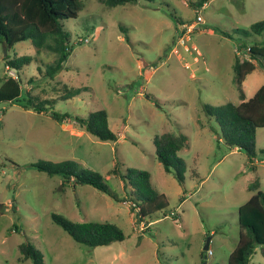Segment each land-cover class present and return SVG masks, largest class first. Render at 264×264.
I'll list each match as a JSON object with an SVG mask.
<instances>
[{
	"label": "rangeland",
	"instance_id": "1",
	"mask_svg": "<svg viewBox=\"0 0 264 264\" xmlns=\"http://www.w3.org/2000/svg\"><path fill=\"white\" fill-rule=\"evenodd\" d=\"M82 1L78 18L64 21L74 46L64 70L45 77L56 56L38 54L31 41L12 49L0 44V88L5 77H20L24 92L52 101L54 112L88 117L106 110L119 138L102 142L72 120L60 124L51 112L0 103V264H32L21 261L24 242L43 253L44 264H228L239 241L238 210L257 192L251 186L264 192V129L251 162L222 139L205 108L241 103L233 66L237 55L246 57L242 46L249 40L240 31L264 21V0H208L202 8L200 0H140L112 9ZM184 25L196 28L186 33ZM6 57L31 62L19 74ZM262 85L258 65L243 84L247 100ZM68 89L82 93L60 100ZM167 133L188 138L177 155L182 179L175 168L167 173L156 156L154 138ZM66 160L100 173L119 200L90 185L61 188L62 176L33 168ZM117 165L150 172L153 189L166 195L169 207L139 222L130 188L112 174ZM53 214L73 223H114L126 240L80 245ZM251 264H264L260 248Z\"/></svg>",
	"mask_w": 264,
	"mask_h": 264
},
{
	"label": "trees",
	"instance_id": "2",
	"mask_svg": "<svg viewBox=\"0 0 264 264\" xmlns=\"http://www.w3.org/2000/svg\"><path fill=\"white\" fill-rule=\"evenodd\" d=\"M97 1L104 7L112 9L128 4H137L140 0ZM143 1L154 3L157 0ZM207 2L208 0H200L196 6L202 8ZM84 8L85 4L82 0H0V44L12 49L19 43L31 41L38 54H42L44 51L54 54L56 59L48 65L45 73V77L54 79L64 70L74 49L71 43V34L66 31L64 21L78 18ZM181 25L182 23L179 24V26ZM182 30L185 31V29ZM221 33L226 37L230 36L228 33ZM240 33L249 40L247 45L242 46L246 57L241 58L237 55L233 66L241 103H227L220 107L206 106L205 109L210 116L215 118L222 132V139L232 148L236 146L245 151L252 162L257 155V133L260 129H264V85L252 98L247 100L243 84L258 65L264 68L262 63L264 61V21L252 24L249 29H241ZM258 37H262V39L259 40ZM6 59L8 60L7 66L19 74L23 70L24 64L31 62L28 57L15 60H9V57H6ZM39 71L42 69L39 68ZM81 93L82 89H68L67 94L60 100H69ZM3 102L18 105L39 114L46 111L51 112L52 118L60 124L67 119L72 120L81 129L102 142L115 143L119 138L118 134L110 128L109 115L106 110L90 113L88 117L54 112L52 109L55 104L52 101H41L32 96L29 91L24 92L20 77L17 79L11 76L5 77L0 88V103ZM154 145L156 156L165 171L171 173L175 168L177 176L182 179L180 168L176 166L182 161L178 159L177 155L188 147V138L183 134L157 135L154 138ZM121 167L117 165L112 174L121 178L125 188H130V199L134 205L132 211L139 222L148 223L149 217L165 211L169 207L166 195L153 189L150 172L137 168L122 171ZM33 168L51 177L62 176L64 180L61 188L70 183L90 185L113 199L119 200L104 183L100 173L81 168L73 160L59 163L41 161L33 165ZM250 191L257 192L238 210L239 241L229 257L228 264H251L257 248H260L264 257V192L258 190V184H255V187L251 186ZM52 219L76 243L89 248L106 247L115 242L126 240L123 230L114 223H73L58 214H53ZM19 250L22 262L31 261L32 264H44L43 253L31 242L20 244Z\"/></svg>",
	"mask_w": 264,
	"mask_h": 264
},
{
	"label": "built area",
	"instance_id": "3",
	"mask_svg": "<svg viewBox=\"0 0 264 264\" xmlns=\"http://www.w3.org/2000/svg\"><path fill=\"white\" fill-rule=\"evenodd\" d=\"M197 23H200V22H202V17L199 15L198 17H197ZM193 28H196L195 27V25L194 26H188V25H184V29L186 30V33L189 31H191ZM193 32V31H192ZM189 34V33H188ZM175 214L174 213H172V216H174ZM210 253L209 254H212V252L211 251H209Z\"/></svg>",
	"mask_w": 264,
	"mask_h": 264
},
{
	"label": "water",
	"instance_id": "4",
	"mask_svg": "<svg viewBox=\"0 0 264 264\" xmlns=\"http://www.w3.org/2000/svg\"><path fill=\"white\" fill-rule=\"evenodd\" d=\"M209 247H210V240L207 242L206 246H205V251L209 250Z\"/></svg>",
	"mask_w": 264,
	"mask_h": 264
},
{
	"label": "crops",
	"instance_id": "5",
	"mask_svg": "<svg viewBox=\"0 0 264 264\" xmlns=\"http://www.w3.org/2000/svg\"><path fill=\"white\" fill-rule=\"evenodd\" d=\"M188 146H189V144H188ZM252 192V191H251Z\"/></svg>",
	"mask_w": 264,
	"mask_h": 264
}]
</instances>
